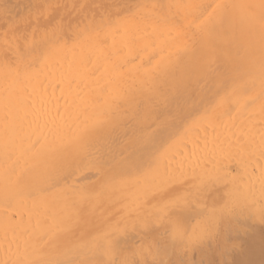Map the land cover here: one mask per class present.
Returning a JSON list of instances; mask_svg holds the SVG:
<instances>
[{
    "label": "bare ground",
    "instance_id": "bare-ground-1",
    "mask_svg": "<svg viewBox=\"0 0 264 264\" xmlns=\"http://www.w3.org/2000/svg\"><path fill=\"white\" fill-rule=\"evenodd\" d=\"M6 1L8 259L264 264V0Z\"/></svg>",
    "mask_w": 264,
    "mask_h": 264
},
{
    "label": "rangeland",
    "instance_id": "rangeland-1",
    "mask_svg": "<svg viewBox=\"0 0 264 264\" xmlns=\"http://www.w3.org/2000/svg\"><path fill=\"white\" fill-rule=\"evenodd\" d=\"M5 1H6V0H5ZM18 1H19V0H18ZM6 2H8V0H7ZM9 2H12V0H11V1L9 0ZM13 2H14V1H13ZM13 2H12V4L15 3V2H14V3H13ZM13 247H14V246H13ZM20 248H21V247H20ZM20 248H19V246H18L17 248H15L16 251H17V250L19 251V252H17L18 255H21V256H22V255H23V256L29 255V257L31 256L30 254H28V251H27V250L24 252V250H23L22 248H21V249H20ZM4 249H7V248H4ZM12 249H13V248H12ZM12 249H11V251H12ZM8 250H9V249H7V251H5V250L2 251V250L0 249V255H1V256H0V257H1V258H0V261H1V262H0V263H1V264L3 263V261H4L5 258L7 259L6 262L9 261V262L7 263V264H9V263L11 262V258H13L14 256L17 255V254H16V251H15V254H13V253H14V249H13L12 252H10V250H9V251H8ZM20 250H22L23 253H25V254H22V252L20 253ZM2 252H3L5 255H6L5 252H9V253H8V255H6L7 257H6L5 255H4V256H5V257H4L3 254H2ZM11 253H12V256L14 255L13 257L11 256ZM33 253H35V252H33ZM37 253H38V252H36V256L39 257V253H38V254H37ZM9 254H10V255H9ZM31 254H32V252H31ZM18 255H17V256H18ZM33 255H35V254H33ZM33 255H32V256H33ZM8 256L11 257V258H9L10 260L8 259ZM23 256H22V257H23ZM3 257H4V258H3ZM18 257H19V256H18ZM22 257H20V259L23 260V261H25V260H31V258H29L28 256H27V257H28L29 259L24 258L25 260H24ZM33 257H35V256H33ZM33 257H32V258H33ZM40 259H41V257H39V259L37 258L36 260H40ZM12 260H13V261L11 262V264L15 263L18 259H16V261H15L14 259H12ZM32 260H33V259H32ZM36 260H35V258H34V261H35V262H36ZM6 262H5L4 264H6ZM18 262H19V261H18ZM26 262H27V261H26ZM26 262H22V261H21V262L18 263V264H22V263H26ZM16 263H17V262H16ZM16 263H15V264H16Z\"/></svg>",
    "mask_w": 264,
    "mask_h": 264
},
{
    "label": "snow or ice",
    "instance_id": "snow-or-ice-1",
    "mask_svg": "<svg viewBox=\"0 0 264 264\" xmlns=\"http://www.w3.org/2000/svg\"><path fill=\"white\" fill-rule=\"evenodd\" d=\"M166 62V57L164 55H161L160 60L157 62V64L151 66L148 69H145V72L148 74L149 77H151V75L158 71L159 68Z\"/></svg>",
    "mask_w": 264,
    "mask_h": 264
}]
</instances>
